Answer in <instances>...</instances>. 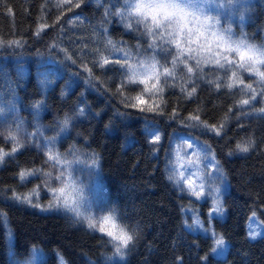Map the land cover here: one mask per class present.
<instances>
[{
    "label": "trees",
    "instance_id": "trees-1",
    "mask_svg": "<svg viewBox=\"0 0 264 264\" xmlns=\"http://www.w3.org/2000/svg\"><path fill=\"white\" fill-rule=\"evenodd\" d=\"M242 6L247 8L243 20L237 11ZM122 7V0H0V41L5 42L0 44V133L7 137L12 131L23 146L0 163V264H264V113L258 111L264 97L241 106L237 102L249 96L231 71L213 72L211 62H202L198 77L183 64L169 63L173 86L161 78V91L143 94L146 106L156 110L128 107L123 97L141 95L146 86L118 94L122 74L94 66L104 59L123 62L124 52L114 51L108 40L136 63L132 46L142 43L138 33L106 15V9ZM212 14L231 26L234 38L244 33L250 43L264 44V0H236ZM238 77L259 92L252 74L238 72ZM234 81L236 89L224 86ZM192 115L216 125L219 135L203 125L189 127ZM154 134L161 137L156 144ZM52 137L55 146L43 147ZM248 140L254 141L249 152L236 151ZM15 146L0 138L5 152ZM49 148L59 153L61 164L73 162L65 176L74 178L75 187L66 180L65 195L76 197L83 216L98 218L118 209V216L127 217L122 223L138 226V239L123 258L73 212L42 210L54 203L51 189L64 186L44 175L61 171L47 161ZM36 169L38 178L21 181L22 170ZM13 193L31 196L41 207L13 199ZM217 201L219 213L213 212ZM220 237L224 244L217 245Z\"/></svg>",
    "mask_w": 264,
    "mask_h": 264
},
{
    "label": "snow or ice",
    "instance_id": "snow-or-ice-1",
    "mask_svg": "<svg viewBox=\"0 0 264 264\" xmlns=\"http://www.w3.org/2000/svg\"><path fill=\"white\" fill-rule=\"evenodd\" d=\"M106 3H110L111 0H105ZM123 7L119 11L109 12L106 9V15L117 16L120 18V22L124 24L126 31H134L138 33L136 37L142 41L141 44L133 45L132 48L136 49L137 60L135 64L129 63L131 56L128 52L122 48H116L115 44L108 40L107 44L113 48L114 51L124 52L123 62L120 59L108 60L104 59L103 63L99 61L94 62V66L99 64V67L108 71H116L122 74L121 88L117 89L119 94L126 87L132 85H145L142 89V94L135 97L129 98L123 97L126 104L130 108H138L141 112L143 111H155L156 109L151 106H146L147 102L143 99V94L161 91L158 88V84L163 78V83L172 87L173 85L168 84L170 77H173V68L167 65L171 63L174 67H179L183 64L187 68V73L192 74L194 71L199 77V73L203 71L202 62L207 64L211 62L215 67L210 69L211 71H223L225 75L229 71L232 73V77L238 79L239 90L249 96V99H242L237 103L241 106L251 105L253 102H259L258 97H264V44H253L248 41L247 36L244 33H240V37L234 38L231 26H224L219 15H213V9H220L224 7L231 8L236 4V0H122ZM79 7V4L75 5ZM100 6H103L101 4ZM115 8V5H112ZM247 8L243 6L237 11L240 13L241 20H243V12ZM4 41H0V44H4ZM7 44L21 45L20 41H8ZM99 50H97L98 53ZM146 53H151V56H146ZM95 54V53H94ZM157 56L164 61V64H160V61L156 59ZM141 57H144L141 59ZM171 58V60L169 59ZM190 63V62H193ZM74 62V61H73ZM112 65H116L113 67ZM162 69V70H161ZM183 70V69H181ZM89 72L91 70H88ZM238 72H245L252 74L256 78L255 83L259 87H253V84H244V80L238 77ZM137 76L142 77L136 79ZM94 78V77H93ZM151 81V87L147 85ZM208 83H213L209 81ZM217 89L221 87L223 81L218 78L215 82ZM228 89H236L237 83H227L224 85ZM195 93V87L192 88L191 92L187 95L190 97ZM42 102H37L36 108L40 107ZM0 111H3L0 109ZM82 111V110H80ZM231 111V109L229 110ZM258 111L264 113V108H260ZM173 118H176L174 112ZM187 120L193 121V124H189V127H203L207 130L216 132V125H208L206 122L200 120L199 115H192ZM15 123V121H13ZM69 123V119L66 117L62 124L66 127ZM2 127V124H0ZM224 124L221 123L219 126L222 130ZM17 128L19 125L17 124ZM63 130V128L61 129ZM36 135H40L39 131ZM0 138H3L6 143H17V146L11 149V152H5L0 149V163L4 161L6 156H11L17 153L19 148L23 147L18 144L17 136L9 131L7 137H3L0 133ZM161 139L160 135L154 134L152 143L156 144ZM56 144V138H47L43 140V147H54ZM254 146V141L248 140L236 145V151L249 152L250 148ZM192 147L191 144L188 145ZM205 151L204 159L208 160L210 149L207 145L203 146ZM71 154V153H69ZM229 152L228 155H232ZM47 161H50L53 167L60 166L61 171L58 175L53 176L51 173H44L53 184L61 183L64 186L59 188L53 187L51 189L54 203H49L46 209L51 210L64 208L68 211L73 212L76 217L82 218L87 221L88 228L97 230L99 233L104 234L107 237L106 244H111L113 248V255L123 258L127 251L131 249L138 239L139 232L138 226L133 227L131 225L122 223L121 221L127 219L124 214L120 213L117 215L118 209H111L105 212L102 216L94 218L92 216H83L79 210V205L75 196L68 197L65 195L66 188L68 185L65 183L66 180L72 181L73 187H75L74 178L69 175L65 176V169H68L72 165V161L64 160L61 164V157L59 153L53 155L51 148H49L46 154ZM96 161L94 160L93 163ZM210 163L213 161H209ZM218 165V162H215ZM39 169L33 171L22 170L19 173L21 181L25 180L26 176H32L38 178L37 173ZM181 175H183L181 173ZM171 179V177H170ZM40 187L39 185L37 186ZM80 191L81 196L83 195L82 189ZM218 191V189H217ZM195 195L199 196L200 193L196 192ZM13 199L21 200L31 204L33 207H41L39 204L33 203V198L28 195L13 193ZM71 199V204L69 200ZM97 211H104L102 206H98ZM222 209L217 201L213 212L219 213ZM210 218L211 217L210 215ZM200 223L199 220L196 221ZM250 235H253L250 233ZM254 238V235H253ZM103 239V237H102ZM217 245L224 244L223 237L216 240ZM215 251V249H213ZM63 264V261L61 262Z\"/></svg>",
    "mask_w": 264,
    "mask_h": 264
}]
</instances>
